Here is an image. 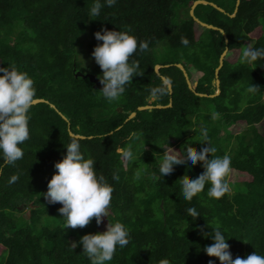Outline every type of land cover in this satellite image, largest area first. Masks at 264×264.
Masks as SVG:
<instances>
[{
	"label": "trees",
	"instance_id": "16d2710c",
	"mask_svg": "<svg viewBox=\"0 0 264 264\" xmlns=\"http://www.w3.org/2000/svg\"><path fill=\"white\" fill-rule=\"evenodd\" d=\"M194 1L117 0L109 7L101 0L100 16L93 19L88 17L93 0H0V63L13 62L27 71L35 81V98L48 100L30 109V136L22 144L23 157L0 169V264H90L81 252L82 245L73 250L70 244L83 234L99 231L108 217L100 224L93 217L84 227H64V217L53 221L49 217L60 204L49 203L43 195L57 171L55 162L66 154L70 129L86 136L80 138L81 150L96 161L97 172L113 187L109 218L120 220L129 231L128 244L117 246L106 264H158L162 258L171 264H208L210 259L221 264L218 257L203 250L213 241L201 234L202 226L211 232L210 226L216 223L228 237L234 259L255 250L264 254V133L258 126L264 119V59L248 64L240 58L245 36L252 37V47H264V0H240L238 6L237 0H208L226 12L211 4L196 6L195 15L223 28L228 42L220 30L193 19L190 8ZM175 3L183 4L187 11L180 22L172 19ZM196 25L203 28L199 34ZM103 26L116 30L127 26L138 39L149 42L148 50L129 57L130 63L139 64L140 73L133 74L125 92L111 102L88 77L75 75L82 71L78 53L83 38L93 50L102 43L94 33ZM181 35L188 38V45L180 43ZM158 45L173 52L181 49L183 60L159 61L153 51ZM225 47L228 51L217 87L215 70ZM232 53L236 57L230 60ZM177 62L184 64L192 83L195 80L188 67L199 72L195 91L215 94L219 88L220 92L215 96L196 94L175 64L161 67L159 74L155 71L156 64ZM101 71L96 63L91 72L98 75ZM161 75L169 78L172 91L153 97L149 90L160 84ZM251 84L258 88L249 92ZM169 103L163 108L138 109L140 105ZM132 111L136 115L126 121ZM237 123L243 125L234 132L229 127ZM201 125L217 149L214 155L228 154L230 173L248 178L230 181L229 173L233 187L229 193L209 197L206 184L191 201H185L178 194L177 180L197 177L203 171L201 162L191 169L174 165L171 174L160 177L164 148L159 144L169 142L177 150L188 144L199 150L202 137L194 129L198 131ZM129 142L144 145L137 156L145 161L137 183L133 182V167L123 157L124 151L133 155ZM114 172L118 179L112 178ZM13 175L18 178L10 183ZM189 206L201 214L192 218L185 210ZM77 228L79 234L74 233Z\"/></svg>",
	"mask_w": 264,
	"mask_h": 264
},
{
	"label": "clouds",
	"instance_id": "9594fccd",
	"mask_svg": "<svg viewBox=\"0 0 264 264\" xmlns=\"http://www.w3.org/2000/svg\"><path fill=\"white\" fill-rule=\"evenodd\" d=\"M117 0H104V4L111 7ZM103 7L101 0H93L88 11V17L98 18ZM95 38L102 43H97L91 53L95 62L102 69L98 74L102 87L99 89L109 102L118 100L125 92L126 85L132 80L139 64L136 61L129 62V57L134 52L145 51L149 48V42L138 37L125 28L109 29L103 26L95 31ZM180 43L188 45L186 36H180ZM228 48L225 47V52ZM241 60L252 64L258 59H264V47H244ZM257 66V65H256ZM255 66V67H256ZM254 68V67H253ZM160 84L150 88V95L158 97L170 92L169 78L159 76ZM257 86L251 84L247 91H254ZM36 95L35 81L32 76L15 63L7 65L0 63V169L5 164H13L23 157L22 144L29 139L30 109L33 106ZM264 101V96H261ZM194 129V128H193ZM201 136L202 146L199 150H193L188 144L181 146L179 150L173 148L169 142L159 144L164 148L163 158L159 163V176L171 174L174 165L185 166L191 169L198 161L201 162L203 171L195 178H179L182 200L191 201L200 193L205 185H208L207 196L220 198L231 191L228 176L231 170V157L228 154L214 155L217 149L210 142L208 130L201 125L197 131ZM174 134V133H173ZM69 141L66 145V154L55 162L57 170L48 181L47 190L43 193L49 203H59L60 217L65 218L64 227H84L95 217L97 224L108 217L106 230L88 232L80 236L78 241H73L70 247L74 250L77 244L82 245V251L90 264H106L110 261L117 246L123 248L128 244L129 231L120 220L109 218V205L113 187L103 174L97 172L96 161L91 156H85L81 150L80 138L75 133H69ZM211 153V157H209ZM123 157L133 159L130 151H124ZM18 177L13 175L9 182H14ZM113 179H118L114 172ZM186 213L196 218L201 213L195 206H189ZM208 224V222H207ZM209 226V224H208ZM211 227V232L204 231L201 234L210 237L213 241L203 247L209 256L218 257L221 264H264V254L258 251L248 253L246 257L236 256L234 259L228 243V237L222 231L219 223ZM158 264H171L167 258H162ZM208 264H215L209 260Z\"/></svg>",
	"mask_w": 264,
	"mask_h": 264
},
{
	"label": "rangeland",
	"instance_id": "374dc122",
	"mask_svg": "<svg viewBox=\"0 0 264 264\" xmlns=\"http://www.w3.org/2000/svg\"><path fill=\"white\" fill-rule=\"evenodd\" d=\"M185 17H187V11H186L185 6L181 3H175L174 13L172 16L173 22H180ZM195 29H196V34L201 33V31L203 30V28L200 25H196ZM252 41H253L252 37L245 36L246 47L251 46ZM92 51L93 50L88 46V39L86 37H84L82 44L79 46L78 60L79 61L81 60V69L85 73L91 72L93 65L96 64L94 58L91 56ZM153 51L155 53L156 58L161 62L166 61V60H183V51L181 49H177L176 52H173L172 50H170L165 45H158ZM235 57H236V53H232L229 56V59L233 60ZM188 69L191 73L192 79L195 80V82H193V86H195L196 79L199 75V72L192 66L188 67ZM100 73H102V71ZM242 125H243V123H241V124L237 123L236 125H232L229 128L231 130H233L234 132H237L242 128ZM258 126H259L260 131L264 133V119L259 123ZM143 147H144V145H142V143H139V142H136V143L129 142V144H128V148L130 150H132V152H133V159H131V160L128 159L127 164L129 163V166L133 167V169H132L133 170V179H134L133 182H135V183H137L138 178L143 175L142 168L145 164V161H142L141 159L138 160V157H137L142 152ZM146 148H148V147H146ZM120 151H122V149H120ZM246 178H248V176L246 174L237 173V172H233V171H231L230 176H229L230 181L244 180ZM230 187L233 189L232 183H231ZM25 214H26V216H28V214H29L28 209H26ZM58 216H61V213H59L58 209H57L56 213L54 215H50L49 217L53 221ZM98 230L99 231L106 230V224H104V223L101 224ZM80 232H81L80 228H77L74 231L75 234H79ZM2 251H3V246L0 244V259L2 257L1 256ZM46 264H48V263H46Z\"/></svg>",
	"mask_w": 264,
	"mask_h": 264
},
{
	"label": "water",
	"instance_id": "95a60500",
	"mask_svg": "<svg viewBox=\"0 0 264 264\" xmlns=\"http://www.w3.org/2000/svg\"><path fill=\"white\" fill-rule=\"evenodd\" d=\"M200 3H203V4H211V5H213L214 7H216L217 9H219L220 11H223V12H226L225 11V9L223 8V7H221V6H219L217 3H215V2H213V1H208V0H195L193 3H192V5H191V8H190V15L193 17V19L196 21V22H198L199 24H201V25H203V26H206L207 28H213V29H218V30H220L221 32H222V34L224 35V37H225V41L226 42H228V36H227V34H226V32H225V30L223 29V28H220V27H218V26H216V25H214V24H210V23H207V22H204V21H202L199 17H197L196 15H195V8H196V6L198 5V4H200ZM239 3H240V0H237V6L239 5ZM235 11H237V8L235 9ZM231 16H234L235 15V13H232V14H230ZM226 53L227 52H225V50L222 52V54H221V56H220V63H219V66L216 68V70H215V75H216V80H215V82H216V85H217V87H219V85H220V79H219V70H220V68L223 66V63H224V58H225V55H226ZM171 64H175L176 66H178V67H180L182 70H183V72H184V75H185V77H186V80H187V83H188V86H189V88H191L193 91H195V89H194V86H193V83H192V81H191V79H190V77H189V74H188V72H187V70H186V68H185V66H184V64L183 63H167V64H156L155 65V71L159 74L160 73V68L161 67H164V66H170ZM75 75L76 76H83V77H88L89 79H90V81L93 83V87L94 88H96V89H100L101 87H102V84H101V82H100V80H99V77H98V75L96 74V73H92V72H88V73H83L81 70H77V71H75ZM164 76V75H163ZM166 77V76H165ZM170 87H171V90L170 91H172V83H171V81H170ZM196 92V94H198V95H200V96H215L216 94H218L219 92H220V89L218 88V90H217V92L215 93V94H207V93H201V92H197V91H195ZM42 101H44V102H47L48 100L47 99H44V98H34V103L33 104H35V103H37V102H42ZM52 106H54V104H51ZM171 105V103H169V104H167V105H161V104H156V105H151V104H147V105H140L139 107H138V109L139 110H142V109H151V108H155V107H157V108H163V107H167V106H170ZM118 110L119 111H122V107H118ZM136 115V111H132L130 114H129V116L127 117V119H126V121L127 120H129V119H131V118H133L134 116ZM62 116L64 117V118H66V116L64 115V114H62ZM120 128V126L118 127V129ZM74 133L71 129L69 130V133ZM111 133V132H110ZM76 134V133H75ZM78 136H79V138H86V136L85 135H82V134H77ZM89 137H92V135L91 136H89Z\"/></svg>",
	"mask_w": 264,
	"mask_h": 264
}]
</instances>
